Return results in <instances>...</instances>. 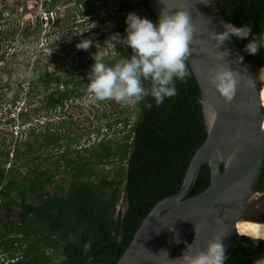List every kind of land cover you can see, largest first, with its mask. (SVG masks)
I'll return each mask as SVG.
<instances>
[{
  "label": "trees",
  "instance_id": "1",
  "mask_svg": "<svg viewBox=\"0 0 264 264\" xmlns=\"http://www.w3.org/2000/svg\"><path fill=\"white\" fill-rule=\"evenodd\" d=\"M215 1L226 22L236 26L250 23L252 33L264 31V0ZM121 7L126 11L143 8L150 20H157L146 0L124 2ZM234 39L257 73L264 66V49L249 55L244 51L248 41ZM93 63V59L80 62L78 76L46 70L32 74L28 80L32 88L40 87L45 94L44 107L57 110L87 89ZM186 65L188 75L176 82L174 96L159 106L153 103L151 109L145 107V103L152 102L150 97L136 103L139 112L134 114L136 120L124 136L120 152V160L125 163L119 176L122 192L114 187L115 180L95 173V168L113 154L103 144L99 145L101 151L94 149L89 157L77 153L81 161H72L70 153L63 152L60 159L66 165L59 181L56 174L38 170L34 160L27 158L29 152L20 154L19 147L25 141L16 142L12 153L0 151V264H117L153 207L179 191L193 155L206 140L200 89L187 61ZM29 131L33 134L35 129ZM35 137L36 141L58 140L56 134L49 132ZM10 156L15 163H10ZM22 159L24 162L17 166ZM57 164L60 166L59 161ZM52 185L55 194L47 190ZM209 185L210 170L205 166L189 196L201 194ZM263 191L264 169L257 185V192ZM122 195L124 213L118 210ZM2 210L16 212L17 219H4ZM192 240L193 235L188 236L171 258L180 256L185 242ZM262 255L264 240L243 236L224 264H254Z\"/></svg>",
  "mask_w": 264,
  "mask_h": 264
},
{
  "label": "rangeland",
  "instance_id": "2",
  "mask_svg": "<svg viewBox=\"0 0 264 264\" xmlns=\"http://www.w3.org/2000/svg\"><path fill=\"white\" fill-rule=\"evenodd\" d=\"M130 1L133 0H0V151L12 153L16 142L25 141L19 147L20 154L29 152L27 158L34 160L38 170L56 174L59 181L66 165L60 159L63 152L68 151L72 161H81L80 156L89 157V152L103 144L113 154L95 168V173L115 180L114 187L123 191L119 176L125 163L120 160V152L123 138L136 120L134 114L139 112L136 102L99 101L86 89L64 108L50 111L44 107L42 89L32 88L28 78L46 70L78 76L79 63L92 59L97 51L94 45L78 49L76 45L82 39H92L102 46L115 34L125 35L121 28H126L123 20L129 12L150 19L145 10H123L122 4ZM116 51L131 55L130 48L119 44ZM29 128L35 129L33 134ZM47 132L56 134L58 140L36 141L35 136ZM22 162L24 159L17 166ZM47 190L56 193L53 185ZM118 210L126 211L123 195ZM245 215L264 221V192L253 195ZM2 217L16 220L17 213L2 210Z\"/></svg>",
  "mask_w": 264,
  "mask_h": 264
},
{
  "label": "water",
  "instance_id": "3",
  "mask_svg": "<svg viewBox=\"0 0 264 264\" xmlns=\"http://www.w3.org/2000/svg\"><path fill=\"white\" fill-rule=\"evenodd\" d=\"M146 1L156 18L162 8H184L190 13L194 35L187 63L200 89L207 137L193 155L179 191L153 207L117 264H175L171 254L191 235L194 249H204L209 240L222 237L225 263L240 243L236 223L249 219L245 210L264 169V107L260 98L264 83L250 88L244 82L255 74L234 37L220 47L208 38L210 31H224L226 22L215 0ZM225 50L229 54L217 59ZM237 56L243 59L237 62ZM222 64L242 74L231 101L222 98L207 79L209 69ZM205 166L210 170V185L190 197Z\"/></svg>",
  "mask_w": 264,
  "mask_h": 264
},
{
  "label": "clouds",
  "instance_id": "4",
  "mask_svg": "<svg viewBox=\"0 0 264 264\" xmlns=\"http://www.w3.org/2000/svg\"><path fill=\"white\" fill-rule=\"evenodd\" d=\"M125 24V35L115 34L102 46L92 39H82L76 45L83 50L93 45L97 48L92 55L94 63L88 73L87 91L96 100H115L122 104L144 102L150 97L152 102L145 103V107L151 109L153 103L159 106L166 98L174 96L177 91L176 82L183 81L188 75L186 61L192 53L194 25L189 11L184 8L170 11L162 8L155 23L129 12ZM223 28L224 31L220 33H208V38L214 40L219 47L230 37H235L248 41L244 45V51L249 55H256L264 49V31L252 33L250 23L236 26L225 22ZM117 44L130 48L131 55L125 56L117 52ZM220 54L217 59H222L229 53L225 50ZM242 59V56L236 57L237 62ZM241 76L239 71L228 64H222L209 69L207 79L222 98L231 101L236 95ZM244 82L250 88L264 82V66L258 69L254 77H249ZM249 237L253 241L264 240V235ZM176 242H180L178 238ZM174 260L175 264H224L225 247L222 237L209 240L204 249H194L191 242H185V248ZM254 264H264V255L254 261Z\"/></svg>",
  "mask_w": 264,
  "mask_h": 264
},
{
  "label": "bare ground",
  "instance_id": "5",
  "mask_svg": "<svg viewBox=\"0 0 264 264\" xmlns=\"http://www.w3.org/2000/svg\"><path fill=\"white\" fill-rule=\"evenodd\" d=\"M260 98L264 107V87L261 89ZM264 130V122H263ZM249 219H241L236 223V234L238 236H258L264 235V221L251 215H247Z\"/></svg>",
  "mask_w": 264,
  "mask_h": 264
},
{
  "label": "built area",
  "instance_id": "6",
  "mask_svg": "<svg viewBox=\"0 0 264 264\" xmlns=\"http://www.w3.org/2000/svg\"><path fill=\"white\" fill-rule=\"evenodd\" d=\"M136 10V9H135ZM140 10H144L143 8H141ZM50 15V17H51V19H52V15H53V13H50L49 14ZM133 127V125L131 126V128ZM131 128H130V130H131Z\"/></svg>",
  "mask_w": 264,
  "mask_h": 264
},
{
  "label": "flooded vegetation",
  "instance_id": "7",
  "mask_svg": "<svg viewBox=\"0 0 264 264\" xmlns=\"http://www.w3.org/2000/svg\"><path fill=\"white\" fill-rule=\"evenodd\" d=\"M76 99V98H75ZM264 192V191H263Z\"/></svg>",
  "mask_w": 264,
  "mask_h": 264
}]
</instances>
